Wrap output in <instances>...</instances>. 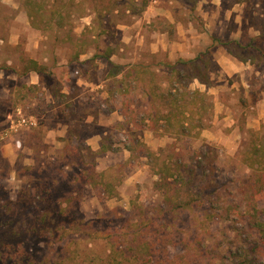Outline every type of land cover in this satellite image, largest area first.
Returning <instances> with one entry per match:
<instances>
[{"label":"rangeland","instance_id":"374dc122","mask_svg":"<svg viewBox=\"0 0 264 264\" xmlns=\"http://www.w3.org/2000/svg\"><path fill=\"white\" fill-rule=\"evenodd\" d=\"M0 2V112L17 104L48 114L47 126L18 132L17 157L0 162V194L18 201L42 185L61 214L52 220L60 240L47 232L27 244L42 264H264L250 249L264 238V168L246 156L250 146L264 153V57L247 45L261 36L264 0H63L68 14L50 27L32 25L26 0ZM256 43L264 47V35ZM104 52L112 64L98 57ZM198 56L211 83L185 81L210 95L206 127L170 135L164 122L144 121L163 109L144 92L167 88L158 63ZM227 56L239 70H224L218 60ZM33 59L46 66L50 91L16 87L9 97V85L28 82L22 72ZM137 63L149 72L124 80V65ZM59 122L68 126H52ZM163 159L177 168L168 185L156 174ZM204 159L215 191L204 188Z\"/></svg>","mask_w":264,"mask_h":264},{"label":"trees","instance_id":"16d2710c","mask_svg":"<svg viewBox=\"0 0 264 264\" xmlns=\"http://www.w3.org/2000/svg\"><path fill=\"white\" fill-rule=\"evenodd\" d=\"M51 2H53V4L50 5L49 9H46L43 7L44 4L41 0H26L25 6H27V12L33 26L35 25L36 27H40L42 24H44L45 26L50 27L51 24L49 23H51L53 19L57 18L58 22H60L66 17L65 15L68 13L64 12L62 10L63 8H61L63 0H52ZM116 2L117 1L111 4L110 9H116ZM0 5V9H3L4 6L2 5V2H0ZM71 5H75V3L72 2ZM101 14L102 12H100V15ZM105 15L106 14H104V16ZM42 27L44 26L42 25ZM263 35L264 28L261 32V36ZM261 36L253 38L252 41L247 45L258 50L259 54L264 57V47L256 43L257 40L261 38ZM238 44L241 45L240 42ZM111 56L112 52H104L100 53L98 57H105L108 62L112 64ZM158 64L167 70V88L164 90L161 87L159 92H155V89H153V92L152 90L144 89V92L149 96L148 98H150L154 103H158L159 107L163 109L154 115H151L150 113L144 115V121L148 119L152 123L155 122L156 124L158 122H164V133H169L170 135L185 134L186 136H195L200 134V131L206 127V123L200 121L204 116H206V113L212 110L213 104L212 102L211 104L207 102V100L210 99V95L208 93L199 89H192L189 85L192 80H198L199 82L206 85L211 83V79L208 75V61L205 58L198 56L193 59L179 58L175 62L163 61L159 62ZM114 65L118 67V65ZM31 71H36L43 75V73L47 71V68L45 65L39 64L37 60L33 59L29 61L28 66L24 67L22 73L27 74ZM147 72H149L148 67L144 66L143 64L137 63L131 64L130 66L124 65V80L127 77L131 78L132 81H135L136 79L138 80L141 78V75L143 78ZM110 75L115 76V71L110 72ZM149 75L154 76L152 72H150ZM187 77H190L192 80L185 81ZM27 88L30 91H33V89H36L37 86L32 85ZM124 91H128V89H124ZM124 117H128V114L124 113ZM133 117V119H135L134 122L141 123V118L134 115ZM196 121L197 124H195ZM189 124L191 126H189ZM193 125L197 126L198 129L193 131ZM136 144H138V146H143V148L138 151L139 153L146 151V153H149L146 155L149 156L151 154V150L145 148L146 145L144 143H140V141H138ZM103 148L105 150L107 149V147L102 145V149ZM126 148L129 151L133 150V147L130 145H128ZM249 148L250 149L246 153L247 163L251 166H255L253 168L254 170H258L261 166L264 168V153H260L259 151L251 149V146ZM171 154L169 155L170 158H174L173 154H175V152L172 151ZM146 155L145 157H147ZM204 160V164H200V162H198V167L203 169V167L207 164L206 168L208 167L211 171V167H209L211 163L208 161L206 162V159ZM161 164L162 168H160L156 174H158L159 178L164 180V182L168 185L169 177L175 175L177 168L170 167L167 164V161L164 159L162 160ZM188 172L193 178L197 180V175L195 174L194 170L188 169ZM202 172L205 176V169H203ZM182 181L186 182L184 177L182 178ZM205 181L207 182V185H204L206 190H216V186L209 184L212 181L211 179L205 176ZM37 189L38 190L35 191V194L32 196V198H30L28 195L22 194L18 201H10L8 198H4L0 194V264H42V261H39L35 254L27 248L29 240L36 236L47 235V232L53 234L55 238H58L59 240L61 239V237H59V233L56 234L57 225L55 224L58 223L54 224L52 222V220H54L53 216L57 217L61 214L52 204L50 205L47 202L50 200V198L47 194H45L44 187L41 185L38 188L37 186ZM34 200L38 201L40 205L38 208H36V203H34ZM181 203L186 205L184 202ZM61 222L62 220L59 222V224H61ZM80 222L81 221H74L72 225H82L85 232L88 231V227H91L89 233L93 234L94 236L101 232H96L95 228L91 224V221L85 224ZM246 225L247 227H253L254 224L250 220H246ZM138 228L139 227H134L132 234H136ZM66 230H69V228ZM250 249L256 255L254 260H257V258H259L262 253L264 254V238L255 240V243H250ZM243 257L245 258V256ZM63 260L65 259H53L49 264H63ZM247 261L248 255L246 256L245 260H242L240 263H246ZM44 262L45 261L43 260V263Z\"/></svg>","mask_w":264,"mask_h":264},{"label":"crops","instance_id":"0c3cea01","mask_svg":"<svg viewBox=\"0 0 264 264\" xmlns=\"http://www.w3.org/2000/svg\"><path fill=\"white\" fill-rule=\"evenodd\" d=\"M228 57V56H227ZM232 62L231 66H227L226 62ZM218 62L223 65L225 67V71L226 72H230V69L232 68L233 70L237 71L240 69V63L239 62H235L232 61V58L228 57L226 58H220L218 60ZM231 67V68H230ZM24 77L28 78V82H18L15 84H11L9 85L10 88L8 89V91H6L5 94H8L9 97L12 96V89L16 87H20L22 88L23 86H27L30 87L32 85H36L37 88H44L48 93L50 91L51 86L50 85H46L44 86L42 83V78H41V74H39L36 71H31L27 74L24 75ZM43 85V86H42ZM26 87V88H27ZM11 92V93H10ZM10 93V94H9ZM14 97V96H13ZM71 98L74 100L75 97L73 95H71ZM21 107H18L17 104L12 105L11 107H8L4 112H0V162H2L3 160L7 159L9 161H12L14 158L17 157L16 151H17V146H18V139H16L18 137V132L16 133H12L11 132V127L12 124L14 122V120L17 118V111L20 109ZM24 111V110H23ZM24 113L37 121L36 126H47V120L45 119V116L47 117V113L45 112H40L37 114H33V113H26V110L24 111ZM55 119V118H54ZM54 122H56L57 120H53ZM51 126V125H49ZM52 126H68L66 124H64L63 122H59L58 124L54 123L52 124ZM27 129H32V128H27ZM48 137H51L48 134Z\"/></svg>","mask_w":264,"mask_h":264},{"label":"built area","instance_id":"2783aa9c","mask_svg":"<svg viewBox=\"0 0 264 264\" xmlns=\"http://www.w3.org/2000/svg\"><path fill=\"white\" fill-rule=\"evenodd\" d=\"M37 124V121L28 117L22 108H20L17 111V118L14 120L12 127H11V132L16 133L19 132L20 130L24 128H33Z\"/></svg>","mask_w":264,"mask_h":264}]
</instances>
